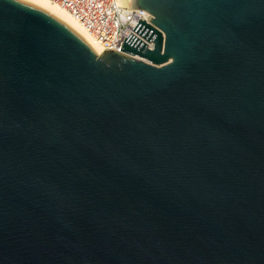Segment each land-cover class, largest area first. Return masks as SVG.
Returning a JSON list of instances; mask_svg holds the SVG:
<instances>
[{"label": "water", "instance_id": "1", "mask_svg": "<svg viewBox=\"0 0 264 264\" xmlns=\"http://www.w3.org/2000/svg\"><path fill=\"white\" fill-rule=\"evenodd\" d=\"M132 7L99 53L0 0V264H264V0Z\"/></svg>", "mask_w": 264, "mask_h": 264}, {"label": "built area", "instance_id": "2", "mask_svg": "<svg viewBox=\"0 0 264 264\" xmlns=\"http://www.w3.org/2000/svg\"><path fill=\"white\" fill-rule=\"evenodd\" d=\"M64 5L73 16L91 33L94 39L103 47L114 48L119 52L125 37L134 33L148 43L149 48H154V40H148L135 29L141 18L152 23L149 16H153L145 8L132 7L119 0H57ZM134 57L144 59L139 54ZM150 62V61H149Z\"/></svg>", "mask_w": 264, "mask_h": 264}, {"label": "bare ground", "instance_id": "3", "mask_svg": "<svg viewBox=\"0 0 264 264\" xmlns=\"http://www.w3.org/2000/svg\"><path fill=\"white\" fill-rule=\"evenodd\" d=\"M47 10L57 15L58 17L64 19L78 29L82 34H84L88 39L91 40L93 45L96 47L99 53L103 51V47L94 39L91 33L77 20L73 14L57 0H29ZM120 2L132 5V0H119Z\"/></svg>", "mask_w": 264, "mask_h": 264}]
</instances>
